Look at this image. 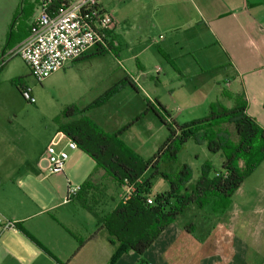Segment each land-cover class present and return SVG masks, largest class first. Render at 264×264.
<instances>
[{
	"label": "rangeland",
	"instance_id": "obj_1",
	"mask_svg": "<svg viewBox=\"0 0 264 264\" xmlns=\"http://www.w3.org/2000/svg\"><path fill=\"white\" fill-rule=\"evenodd\" d=\"M13 1L18 0H0V5ZM126 42L129 41H113L107 53L99 56H95L96 49L91 48L88 56L74 64L66 75L55 74L42 83L32 76L20 57L5 59L7 66L0 71V180L5 186L9 185L11 178L23 176L30 171L42 179L41 184L35 183L34 191L48 203L53 198L52 193L61 194L65 190L61 195H66L67 179L73 187H79L90 174L96 172L97 175L102 170L80 149L75 150L74 157L70 154L71 150H68L70 159L65 165L64 174L46 173L39 167L38 161L45 155V148L54 144V138L60 137L57 118L69 105L85 110L86 117L111 133L131 123V128L121 140L143 160L153 158L169 136L167 126L161 124L154 112L142 115L148 101L160 111L154 104L157 100L179 125L209 115L213 97L208 104L203 103L205 101L201 99H205V94L199 93L200 104H196V100L189 102L192 101L188 100L192 88L182 89L171 80L163 81V73L155 72L152 67L148 69V75H142L135 60H130ZM158 47L153 46V50L158 51ZM119 52H122L121 58L116 55ZM128 72L138 77V84L141 85L138 93L130 86L111 92L123 82ZM157 78H162L161 83L157 82ZM16 79H22L25 87L32 91L37 101L35 105L24 100L14 84ZM224 91L228 93L230 90ZM179 92L184 93V96L180 98ZM221 102L224 106L230 104L229 99ZM160 113L165 118L163 112ZM138 117L140 119L134 122ZM222 128L229 131L232 142L236 144L238 137L234 127L227 123ZM64 142L67 144L68 140ZM224 159L222 153H211L206 144L199 145L190 140L178 152L175 160L164 159L159 167L164 175L168 174L175 179L181 168L188 165L192 178L187 187H192L200 178L204 166L210 165L219 170ZM151 172L147 175L150 176ZM99 177L100 191L94 193L99 195L109 192L115 195L116 190L110 178L101 174ZM169 189L170 182L162 175L153 178L155 192ZM96 197L99 198L92 197L95 202L98 200ZM87 217L90 218V214L87 213ZM107 236L105 231L101 239L105 241ZM148 250L138 259L181 257L195 259L192 264H207L205 259L208 263L213 259L214 264H225L224 259H232L228 264H239V261L240 264H264L263 168L248 176L228 201L211 198L203 207L191 206Z\"/></svg>",
	"mask_w": 264,
	"mask_h": 264
},
{
	"label": "crops",
	"instance_id": "obj_2",
	"mask_svg": "<svg viewBox=\"0 0 264 264\" xmlns=\"http://www.w3.org/2000/svg\"><path fill=\"white\" fill-rule=\"evenodd\" d=\"M100 5L114 18L110 45L115 40L121 43L128 40L126 50L142 75H148L150 67L155 72L161 71L163 81L171 80L182 89L192 88L188 100H196V104H200L199 93L205 94L201 100L207 104L212 97L213 103H222L224 90L233 95L242 93L247 114L264 130V0H100ZM1 8L4 9L0 10V64L3 63L0 71L7 66L5 59L12 57L13 51L30 36L40 0L6 2ZM10 33L12 39L7 46ZM157 45L158 51H154L153 46ZM121 54L116 55L121 58ZM87 56L88 52L55 74L66 75ZM132 73L128 72L127 77L140 89L138 77ZM161 80L157 78V82ZM229 103L233 104L231 100ZM65 140L60 134L53 143L64 149ZM70 154L74 157L76 151ZM262 168L264 173V161L255 172ZM99 174H107L104 170L97 172L95 181L100 187ZM11 179L7 186L0 180V213L23 226L34 240L17 226L0 233V264H112L118 244L111 241L110 233L78 202H67L68 179L66 195H61L65 190L61 194L52 193V202L48 203L34 191L35 183L41 184L42 179L30 171ZM110 182L115 195L89 193L92 197L99 196L96 209L101 216L110 214L126 196L124 186L119 187L111 178ZM55 195L58 197L54 198ZM105 231L108 236L104 241L101 235ZM138 258L141 256L130 251L114 264H192L195 260ZM205 260L214 264L213 259L210 263ZM223 261L228 264L233 260Z\"/></svg>",
	"mask_w": 264,
	"mask_h": 264
},
{
	"label": "trees",
	"instance_id": "obj_3",
	"mask_svg": "<svg viewBox=\"0 0 264 264\" xmlns=\"http://www.w3.org/2000/svg\"><path fill=\"white\" fill-rule=\"evenodd\" d=\"M15 20L14 18L12 26ZM31 29L32 25L29 34ZM11 37L12 33L9 34L7 46ZM108 48H111L110 44ZM106 53L107 50L99 47L95 56ZM14 84L23 97L25 88L23 80L16 79ZM129 86L138 92L134 81L129 77L111 92H118ZM221 94L233 102L231 108L222 105L220 101L215 102L211 105L208 116L183 125L172 119L166 108L157 100L154 103L160 111L148 101L142 115L154 112L169 131L167 141L150 160H143L134 154L121 140L125 132L131 128V123L118 132L107 133L95 121L86 117L85 110H80L75 105L65 107L61 116L57 118L59 132L68 140L74 141L78 149L88 155L99 169L104 170L114 183L119 187L124 186L129 191L116 208L104 216L100 215L96 209V202L89 196L91 191L100 189L95 181L96 172L82 183L75 196L68 197L69 202L76 200L92 214L110 233L111 241L118 244L112 257V264L130 251L140 256L144 255L168 227L191 206L203 207L211 198L223 201L231 199L245 179L264 161V130L247 114L244 95L242 93L233 95L225 91H221ZM160 112H163L165 118ZM139 119L140 117L134 122ZM227 123L234 127L238 137L236 144L232 142L229 131L222 128ZM190 140L199 145L206 144L211 153H222L225 159L219 170L213 169L210 165L204 166L196 184L187 187L192 178L188 165L181 168L175 179L168 174L164 175L159 166L164 159L175 160L178 152ZM149 171H152L150 176L147 175ZM158 175H162L170 182L169 190L162 192L153 190V178ZM16 226L33 239L23 226L20 224Z\"/></svg>",
	"mask_w": 264,
	"mask_h": 264
},
{
	"label": "built area",
	"instance_id": "obj_4",
	"mask_svg": "<svg viewBox=\"0 0 264 264\" xmlns=\"http://www.w3.org/2000/svg\"><path fill=\"white\" fill-rule=\"evenodd\" d=\"M113 28L114 18L103 10L100 0H40V11L32 23L30 36L13 51V56L20 57L32 76L42 83L65 69L68 63L84 57L91 48H108ZM23 98L29 104L37 103L27 87L23 90ZM66 148L49 145L39 159V167L46 173L64 174L70 159L68 150H77L78 146L68 140ZM79 190L80 186L69 184L67 202ZM14 228L16 224L0 213V233Z\"/></svg>",
	"mask_w": 264,
	"mask_h": 264
}]
</instances>
